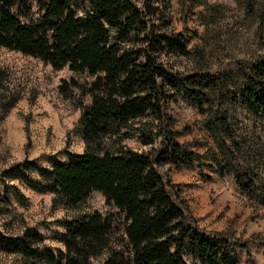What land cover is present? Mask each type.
Instances as JSON below:
<instances>
[{"label": "trees", "instance_id": "obj_1", "mask_svg": "<svg viewBox=\"0 0 264 264\" xmlns=\"http://www.w3.org/2000/svg\"><path fill=\"white\" fill-rule=\"evenodd\" d=\"M187 47V38L172 28L170 0H0V48L89 78L59 86L63 94L80 93L84 151L67 152L66 161L49 169L25 159L5 170L3 180L20 177L68 209L98 192L111 209L61 221L65 231L57 237L64 249L44 244L33 229L21 235L0 230V254L11 257L0 264H188L187 253L204 264H238L235 249L248 241L233 243L200 229L161 172L165 164L191 167L201 160L176 139L167 108L179 93L201 111L205 104L212 110L210 91H218L221 104L229 102L228 109L210 112L204 126L223 140V168L264 206V144L251 156L231 122L242 106L264 133V54L249 62L242 84L228 90L221 77L168 67L165 58L185 55ZM130 138L150 148L127 147ZM33 169L38 178L30 176Z\"/></svg>", "mask_w": 264, "mask_h": 264}, {"label": "rangeland", "instance_id": "obj_2", "mask_svg": "<svg viewBox=\"0 0 264 264\" xmlns=\"http://www.w3.org/2000/svg\"><path fill=\"white\" fill-rule=\"evenodd\" d=\"M170 17L173 30L188 40L187 54L165 58L173 71L221 77L227 89L233 90L242 84L249 62L264 54V0H170ZM71 79L89 80L67 68L55 70L38 59L0 48V192L5 198L0 199V230L21 235L33 229L42 235L44 244L56 249L65 248L57 237L65 231L61 221L96 210L108 213L111 209L104 196L93 192L79 207L68 209L55 204L53 193L35 190L20 177L3 180V172L25 159L49 169L66 161L67 152L84 151L81 110L76 106L80 93L73 89L66 95L59 88L63 80ZM209 95L211 111L206 110L208 104L201 111L183 93L169 103L167 112L174 121L176 139L201 160L191 167L165 164L161 172L200 229L233 243L248 241L246 248L235 249L238 264H264V247L258 244L264 241V206L237 186L231 169L223 168L227 160L220 148L223 140L218 143L204 124L210 112L228 109L230 104L219 102L218 91ZM231 122L238 140L249 142L251 156L257 154L264 133L254 116L238 106ZM124 143L138 151L150 148L136 138ZM158 144L159 140L154 146ZM29 174L40 176L36 169ZM184 257L188 264H204L194 255ZM9 258L0 254V262Z\"/></svg>", "mask_w": 264, "mask_h": 264}]
</instances>
